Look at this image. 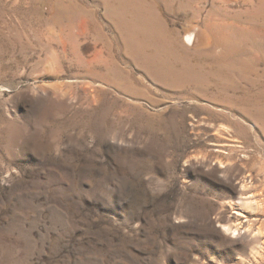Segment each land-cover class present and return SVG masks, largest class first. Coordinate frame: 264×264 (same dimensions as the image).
I'll list each match as a JSON object with an SVG mask.
<instances>
[{"label": "rangeland", "instance_id": "374dc122", "mask_svg": "<svg viewBox=\"0 0 264 264\" xmlns=\"http://www.w3.org/2000/svg\"><path fill=\"white\" fill-rule=\"evenodd\" d=\"M0 264H264V0H0Z\"/></svg>", "mask_w": 264, "mask_h": 264}, {"label": "bare ground", "instance_id": "6f19581e", "mask_svg": "<svg viewBox=\"0 0 264 264\" xmlns=\"http://www.w3.org/2000/svg\"><path fill=\"white\" fill-rule=\"evenodd\" d=\"M188 39V38H187Z\"/></svg>", "mask_w": 264, "mask_h": 264}]
</instances>
